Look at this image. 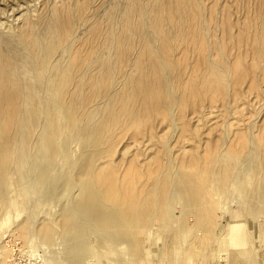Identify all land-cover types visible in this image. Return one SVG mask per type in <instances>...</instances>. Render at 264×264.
Here are the masks:
<instances>
[{
	"label": "rangeland",
	"instance_id": "rangeland-1",
	"mask_svg": "<svg viewBox=\"0 0 264 264\" xmlns=\"http://www.w3.org/2000/svg\"><path fill=\"white\" fill-rule=\"evenodd\" d=\"M0 46V264H264V0H0Z\"/></svg>",
	"mask_w": 264,
	"mask_h": 264
},
{
	"label": "bare ground",
	"instance_id": "bare-ground-1",
	"mask_svg": "<svg viewBox=\"0 0 264 264\" xmlns=\"http://www.w3.org/2000/svg\"><path fill=\"white\" fill-rule=\"evenodd\" d=\"M51 33H52V31L50 32V34ZM24 43L29 50H31L33 53H36V51L38 49L37 48L38 43H37V37H35V35L33 33H31L30 36L24 40ZM4 49L5 48L0 46V109H2L4 107H7L8 109H10L11 113H12L11 115H13L12 119L16 120V119H19V114H21L20 111L26 107L25 105L22 104L23 100H21L22 99L21 98V96H22L21 91L22 90L19 88L20 87V85H19L20 81H18L19 78L16 79V76L18 75L17 71H19L17 69V63H18L17 59L18 58L15 54L7 52ZM14 55H15V57H14ZM22 97H24V95ZM20 100H21V102H20ZM32 105H33V107H32ZM34 108H35V103H32L30 107H27L29 113H32L34 111L33 110ZM12 124H13V122H12ZM45 174H46V172H45ZM46 175H48V174H46ZM46 175H43V176H46ZM96 222H98V221H96Z\"/></svg>",
	"mask_w": 264,
	"mask_h": 264
}]
</instances>
